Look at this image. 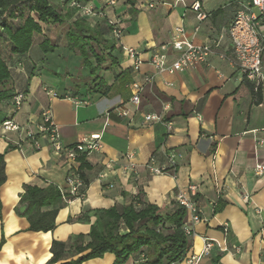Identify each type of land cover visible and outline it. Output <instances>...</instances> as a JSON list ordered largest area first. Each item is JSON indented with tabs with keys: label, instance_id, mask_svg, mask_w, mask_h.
Segmentation results:
<instances>
[{
	"label": "crops",
	"instance_id": "1",
	"mask_svg": "<svg viewBox=\"0 0 264 264\" xmlns=\"http://www.w3.org/2000/svg\"><path fill=\"white\" fill-rule=\"evenodd\" d=\"M87 1L103 13L91 19L93 23L118 19L123 29L113 53L118 64L98 74L109 87L107 95L93 91L92 77L84 66L76 69L72 79L68 68L65 81L50 86L46 76L60 75L52 72L50 57L68 50L67 43L57 42L58 25L53 26L45 33L56 46L53 53L45 54L37 43L26 56L8 60V88L23 92L26 100L17 113L1 104L0 123L13 118L21 127L34 130L49 109L65 147L98 135L102 150L86 155L84 161L69 162L45 138L38 139L37 147L15 132L0 130L7 177L0 190V245L4 241L0 264H49L53 242L67 243L77 236L84 238V246L91 242L96 217L89 215V221H83L86 211L136 204L154 205L168 214L179 206L177 194L191 185L198 188L202 222L190 225L189 251L180 264H189L188 259L202 253L204 239L213 241L214 248L197 264H264V173L255 171L258 165L264 166V81L259 83L258 98L251 90L257 85L239 70L226 35L235 14L249 0H221V4L198 0L208 15L204 21L190 9L197 0H186L187 8L174 6L175 0ZM149 2L156 3L155 8L150 9ZM177 28H183L196 45L219 46L204 65L173 75L159 73L150 58L162 45L173 42ZM125 49L139 53L143 62L139 71L133 69L134 61ZM147 77L153 82L145 83ZM133 82L143 84L139 106L131 103ZM46 87L58 97L48 96ZM30 96L35 99L31 101ZM150 114L172 124L171 131L163 123H147L145 117ZM172 151L179 154L176 178L153 175L150 167L167 165ZM71 176L82 179L83 197L72 198L58 212L54 231H30L24 216L27 210L20 212L24 188L54 185L65 195ZM190 219L187 213L184 222ZM115 262V255L107 253L84 264ZM126 264L138 262L132 257Z\"/></svg>",
	"mask_w": 264,
	"mask_h": 264
},
{
	"label": "trees",
	"instance_id": "2",
	"mask_svg": "<svg viewBox=\"0 0 264 264\" xmlns=\"http://www.w3.org/2000/svg\"><path fill=\"white\" fill-rule=\"evenodd\" d=\"M73 1L80 7L72 6ZM86 6L87 0H0V105L11 107L14 97L23 93H14L8 88L11 81L8 60L12 56H26L37 43L45 54L53 53L56 46L45 33L50 27L64 24H68L67 48L81 57L82 65L92 77L93 91L107 95L109 87L98 74L118 64L113 53L119 48V41L112 34L109 19L95 24L91 19L99 15H82L81 8ZM2 44L9 46L8 59L3 57ZM108 62L110 65L106 66ZM251 90L256 97H261L260 87H251ZM85 156L80 159L84 161ZM6 179L5 154H2L0 190ZM81 193L84 195V189ZM64 196L70 195H63L54 185L24 188L20 203L28 206L24 216L30 223V231L47 233L56 229L58 212L67 204ZM89 215L96 217L89 234L91 242L84 246L82 236L67 243L53 242L51 252L54 256L49 264H84L107 253L115 255V264H126L132 257L138 264H173L183 262L188 254L189 241L184 230L187 211L180 205L173 212L164 214L154 205L137 207L130 204L122 208L86 211L82 220L89 221ZM3 245L4 241L0 250ZM76 256L79 257L72 259Z\"/></svg>",
	"mask_w": 264,
	"mask_h": 264
},
{
	"label": "built area",
	"instance_id": "3",
	"mask_svg": "<svg viewBox=\"0 0 264 264\" xmlns=\"http://www.w3.org/2000/svg\"><path fill=\"white\" fill-rule=\"evenodd\" d=\"M64 1V0H63ZM183 5L188 7L186 0H175L174 6ZM110 5H115L114 1L110 2ZM72 6L80 7L73 1ZM156 3L149 2L148 7L150 9L155 8ZM190 9L197 13L199 21H204L208 18V15L202 10L200 2L197 0L191 6ZM81 13L85 17L102 16L103 13L96 11L93 7L86 6L81 8ZM108 23L112 26V34L119 41L123 35V29L121 22L118 19H109ZM264 0H249L247 5L242 6L231 25L226 31V35L229 36L233 49V59L243 76L249 81L256 84V89L260 86V82L264 81L263 77V55H264ZM219 46V43L215 45L204 44L196 45L186 38L183 28H177L173 42L169 45H162L158 51L153 53L149 63L159 73H167L170 75L176 73H182L190 69H194L200 65L208 63L209 58L214 54V49ZM127 56L134 61V70L139 71L143 64L139 53L134 49H125ZM222 59H226V56H221ZM152 83L153 78L147 77L145 83ZM134 94L131 98V103L139 106L141 104V93L143 91V84L140 82H133L131 85ZM45 92L52 98H57L58 95L45 88ZM26 96L23 93H18L11 105L13 113H17L23 104L25 103ZM118 115L127 116L124 111H117ZM147 123H163L167 125L168 130L171 131L172 124L164 123L162 116L150 114L145 117ZM0 130L15 132L20 136V139L27 138L32 140L37 147H40L38 143L39 138H45L48 140L50 146L54 152L58 155H65L69 162H77L83 155H89L94 152L102 150V143L100 136H92L89 140H84L80 144L73 147H65L61 142L60 134L57 125L55 124L52 113L49 109L44 110L41 114V120L39 124L35 125V129L23 128L18 125L13 118L8 119L0 123ZM179 154L172 151L167 155L168 164L162 168L150 167V172L153 175H170L176 178L177 159ZM258 175L264 173V166L258 165L255 169ZM67 183L70 190L67 194L70 196H64L65 202L69 203L74 197H83L81 190L84 187L82 179L78 176H71L67 179ZM64 195V194H63ZM198 188L195 185L188 187L186 191H180L176 196V201L183 208L186 209L191 219L185 223V233L187 236H192L193 231L190 225H195L202 222L201 209L197 203ZM204 249L198 256H193L188 259L189 264H197L202 258L209 256L214 248V242L210 239H204ZM237 252H240L237 250ZM180 264V263H173Z\"/></svg>",
	"mask_w": 264,
	"mask_h": 264
},
{
	"label": "rangeland",
	"instance_id": "4",
	"mask_svg": "<svg viewBox=\"0 0 264 264\" xmlns=\"http://www.w3.org/2000/svg\"><path fill=\"white\" fill-rule=\"evenodd\" d=\"M213 2H216V4H221V0H212ZM68 30V24L59 25L56 27L54 37H56L57 42L65 43V34ZM3 51V57L5 59H8L10 52H9V46L2 44L1 46ZM51 62V70L54 73H59V76H56L54 74H49L50 76L47 79L49 83L51 82L50 86L57 87L60 85V82L62 83L65 81L67 77V70L70 68L71 76H69V79H72L75 76V72L77 68H80L82 65V59L79 57V55L75 54V52L68 50H59V53L50 57ZM35 98L30 96V100L33 101Z\"/></svg>",
	"mask_w": 264,
	"mask_h": 264
},
{
	"label": "water",
	"instance_id": "5",
	"mask_svg": "<svg viewBox=\"0 0 264 264\" xmlns=\"http://www.w3.org/2000/svg\"><path fill=\"white\" fill-rule=\"evenodd\" d=\"M28 206L27 205H23L21 208H20V212L21 213H24L26 210H27Z\"/></svg>",
	"mask_w": 264,
	"mask_h": 264
}]
</instances>
